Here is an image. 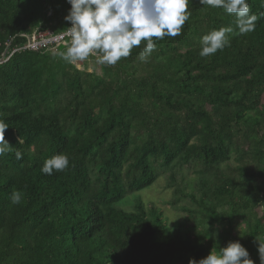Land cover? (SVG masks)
Masks as SVG:
<instances>
[{"label": "trees", "instance_id": "16d2710c", "mask_svg": "<svg viewBox=\"0 0 264 264\" xmlns=\"http://www.w3.org/2000/svg\"><path fill=\"white\" fill-rule=\"evenodd\" d=\"M247 3L259 17L250 33L190 0L181 34L160 40L147 62L142 42L114 66L96 63V75L65 62L66 47L22 49L36 33L69 27L66 0H0V120L13 147L0 156V264H180L230 241L261 264L264 0ZM221 27L234 29L229 46L200 57L201 37ZM57 154L69 167L43 174ZM194 166L185 192L174 171ZM164 172L170 205L185 215L174 228L138 197Z\"/></svg>", "mask_w": 264, "mask_h": 264}, {"label": "clouds", "instance_id": "9594fccd", "mask_svg": "<svg viewBox=\"0 0 264 264\" xmlns=\"http://www.w3.org/2000/svg\"><path fill=\"white\" fill-rule=\"evenodd\" d=\"M70 5L64 17L71 24L64 33L70 37L66 51L60 57L69 64H78L95 57L100 65L114 66L122 58L129 57L136 47H143L139 59L147 62L164 37L181 34L182 27L191 16L190 0H66ZM202 5L223 9L233 15L235 29L240 34L255 30L259 17L251 14L247 0H199ZM233 27L213 29L200 39V57H209L229 46V34ZM8 124L0 120V156L13 147L5 140ZM19 143H22L20 140ZM16 159L22 153L15 151ZM69 167V157L57 154L44 161L43 174L62 172ZM22 194L14 191L10 202L17 205ZM261 264H264V245L258 248ZM188 264H254L248 250L239 241H230L219 253L210 252L199 261L190 259Z\"/></svg>", "mask_w": 264, "mask_h": 264}, {"label": "rangeland", "instance_id": "374dc122", "mask_svg": "<svg viewBox=\"0 0 264 264\" xmlns=\"http://www.w3.org/2000/svg\"><path fill=\"white\" fill-rule=\"evenodd\" d=\"M51 31V30H46ZM96 60L93 58H89L84 62H80L78 64H74V66L78 70L85 69L88 73H95L96 75H100V69L96 64ZM229 165L233 168L236 164L235 161L230 160ZM199 167L194 166L192 168L182 167L177 168L174 171L175 179L177 183L180 185V188H184L185 192H189V188L195 184L197 181ZM169 176L168 172H164L159 176L157 181L147 190H144L138 193V197L140 202L145 207L154 206L160 209L163 220L167 227L174 228L177 225L183 223L185 215L179 212L178 210L174 209L170 205V201L173 197V188L167 187V178ZM183 182L181 183V181ZM189 184V186H188ZM191 184V185H190ZM135 202L131 204H127L122 206V209L125 211H131ZM184 202L178 203V206H182ZM258 214L260 216V210H258ZM240 229L238 228L234 235L239 232ZM190 258L187 256L180 264H188Z\"/></svg>", "mask_w": 264, "mask_h": 264}, {"label": "built area", "instance_id": "2783aa9c", "mask_svg": "<svg viewBox=\"0 0 264 264\" xmlns=\"http://www.w3.org/2000/svg\"><path fill=\"white\" fill-rule=\"evenodd\" d=\"M69 27H71V24ZM65 31L63 33L57 34H54L52 31L36 33L33 36L27 38V43L22 49L36 53L43 50L54 51L58 47H66L70 37L64 35ZM15 51L17 50H13L12 53Z\"/></svg>", "mask_w": 264, "mask_h": 264}]
</instances>
